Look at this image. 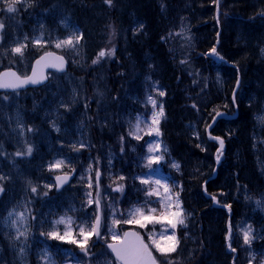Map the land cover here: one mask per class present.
Segmentation results:
<instances>
[{
  "label": "trees",
  "instance_id": "obj_1",
  "mask_svg": "<svg viewBox=\"0 0 264 264\" xmlns=\"http://www.w3.org/2000/svg\"><path fill=\"white\" fill-rule=\"evenodd\" d=\"M25 1L27 11L22 17L27 18L26 13L36 17L55 8L56 15L64 19V27L80 37L82 62L71 61L69 73L82 80L86 101L95 109L88 107L84 117L73 109L65 113L62 121L68 127L75 124L81 130L79 133L87 137L86 148L76 155L71 150L67 157L79 160L74 168L77 175L88 176L92 189L88 198L90 209L94 208L95 173L104 171L102 145H110L116 152L121 146L124 154L120 156L123 163L119 169L122 175L129 176L121 180V211L135 221L140 219L139 215L131 217L129 213L142 208L151 221L143 228L135 222L128 226L139 230L155 252L149 235L158 239L161 229L169 227L179 241L176 248L181 250L186 242L187 252L195 254L189 260L180 257L162 264H204L206 256L218 264H231L233 255L225 243L227 216L203 194V184L214 172L217 149V143L206 138L205 129L214 115L232 111L230 94L237 78L236 68L244 71L242 87L246 86L251 93L264 88V0H221L219 28L217 0H112L111 5L106 0ZM218 34V55L210 58ZM113 49L114 54H106L97 61L100 52ZM145 88L149 90L146 97L137 92H145ZM43 91L33 94L38 96ZM147 98L156 101V113L161 112L162 105L163 115H157V125L149 123L152 135L143 132L137 140L132 121L137 107ZM251 112L239 101V119L232 128L214 130L225 142V153L216 177L207 183L206 189L230 207L233 223L246 208L243 191L256 198L264 193V182L255 164L257 147L253 135L257 127ZM41 117L34 107L27 114L29 144H34L39 155L47 159ZM193 126H200L197 138L193 136ZM149 142L155 143L154 157H159L158 161L153 160L151 169L143 157ZM147 171L163 179L168 208L148 195L153 187L141 181ZM177 203L185 223L173 229L169 221L174 218H161V214L177 211ZM153 208L157 211L149 216ZM153 218L160 222L155 223ZM258 222L260 229L250 245L252 256L245 263L237 258V264H264V220L256 213L253 223Z\"/></svg>",
  "mask_w": 264,
  "mask_h": 264
},
{
  "label": "rangeland",
  "instance_id": "obj_2",
  "mask_svg": "<svg viewBox=\"0 0 264 264\" xmlns=\"http://www.w3.org/2000/svg\"><path fill=\"white\" fill-rule=\"evenodd\" d=\"M11 2L13 0H0V22L4 24L3 30H0V69L11 67L21 76H27L33 59L45 51L64 54L71 59L72 63L82 62L83 52L80 41L78 43L74 41L75 47L64 45L57 48L55 46L60 41L76 36L64 27V19L59 18V14L56 15L55 8L41 12L36 17L26 13L27 19L21 16L27 11L26 1L17 0L15 3L17 10L9 13L7 4ZM51 12L54 14H50ZM53 16L56 19H53ZM37 40L40 43H34ZM20 45H26L23 48V55L12 51ZM262 55L264 57V49ZM50 80L44 91L38 92V96L33 94V90L31 93L28 91L27 93L0 94V134L3 138L0 139V177H4L0 180V187L3 188V191H0V264H118L106 249L105 244L117 241L125 229L129 228V223H124V220L128 218L120 210V205L124 201V182L120 177L129 179V176L122 175V169H119L123 163L120 156L124 154L121 146L116 152L112 146L102 145L101 162L104 171L100 179V188L96 189L94 194V201H99L102 207L103 221L100 238L90 239L89 236L85 245L86 251L81 249L79 243H74L75 250L72 254L64 248L72 245L70 243L72 240H83L78 235L79 227L84 226L86 230L91 227L96 211L95 208L90 209L88 198L91 196L92 189L86 173L79 175L77 181L64 193L58 194L55 191L54 177L73 171L79 162L74 157L68 158V152L72 150L71 154L76 155L88 145L87 137L79 133L81 130L75 124L68 127L62 120L66 117L65 113L73 109L80 111L82 115L79 117H84L83 113L88 110V107L90 110L95 109V105H88L90 103L86 101L81 79L77 80L67 73L65 76L53 75ZM137 92L142 95L141 91ZM148 92L149 90L146 96ZM35 100L39 104H33ZM239 101L245 108L252 110L250 116L253 115L254 124L257 127L255 133H259L255 136L259 146L257 171L264 180V88L259 93H251L245 86L240 93ZM29 103L31 109H29ZM140 104L132 121L136 139L137 136L140 138L143 132H147L148 135L154 133L150 131L149 123L157 125V122H153V116L160 113H156L150 98ZM33 107L40 111L43 118L44 126L41 127V135L49 154L47 159L39 155L40 151L34 144H29L27 114L33 112ZM142 108H145L144 112ZM137 125H139V131H137ZM219 128L227 131L232 126L229 123H220ZM199 132L200 126L195 128L193 126L192 133L195 138L198 137ZM139 142L140 140L136 142L135 147ZM154 144L149 142L145 146L143 157L147 163H149V157H153ZM29 146L32 148L31 155L26 154ZM17 152L22 155H16ZM233 158L237 159L235 156ZM56 161H64V164L60 168L49 170V165ZM149 167L151 169V164ZM141 177V181H148L153 187L149 192L151 194L148 195L157 197L163 206L167 207L168 199L163 190L162 180L152 171H147L146 175ZM157 180L159 184L155 183ZM32 187H35L37 191L32 192ZM242 195L247 205L246 209L234 218V236L237 239L235 245L240 247L241 254L243 252L244 258H247L252 256L250 245L255 232L259 229V223L253 225V217L258 210L260 215L264 216V193L259 200L249 193ZM71 215L75 217L71 219L70 236L59 240L48 235L53 231L63 235L68 226L58 224L57 221L61 217L68 219ZM116 220L120 223H114ZM249 229V243H245L243 233ZM19 232H24L25 235L17 239ZM161 233L170 236L166 227L157 234L158 239ZM194 255L187 252L185 242L181 250L176 248V251L172 253L164 255L159 253L157 258L160 262H165L180 257L189 260ZM204 264H218V262H215L212 257H206Z\"/></svg>",
  "mask_w": 264,
  "mask_h": 264
},
{
  "label": "snow or ice",
  "instance_id": "obj_3",
  "mask_svg": "<svg viewBox=\"0 0 264 264\" xmlns=\"http://www.w3.org/2000/svg\"><path fill=\"white\" fill-rule=\"evenodd\" d=\"M17 2V0H13V2L8 3L7 4V12L12 13L15 12L17 9L15 7V3ZM106 3H108L109 5H111L112 0H106ZM4 28V24L2 22H0V30H3ZM80 40L79 36H74V37H69L66 40L60 41L58 43H56V47L57 48H61L64 45L70 46V47H75V43H78ZM34 43H40V41H34ZM26 47V45H20L15 47L14 49H12V51L14 53H18L20 55H23V48ZM213 53H215V48L212 49ZM111 55L114 54V49L109 51V52H100L99 56L97 57V61L101 58L104 57L105 55ZM54 54L51 52H48L45 54V57H51ZM218 55V53H217ZM45 57H41V60H44ZM55 59L58 61V63H54L51 66L54 68H57L58 70H63V65H64V60L63 57H55ZM222 59V58H221ZM97 61H93L94 63H96ZM40 63V60L37 61V64ZM8 76H12L15 77V81H7L5 80L3 77H8ZM36 76V71L35 69H33V74L31 77H26V78H20L19 76H17V74L15 72H5L2 74V76H0V88H18L21 87L25 84L28 83H38L39 81L37 79H34V77ZM160 95H164L163 92L160 93ZM6 98V97H5ZM150 102L153 104V106L155 107L156 105V101L155 100H151L150 98ZM219 114V113H218ZM157 115H163V107L161 105V112L159 114H154L153 116V122L156 123V117ZM57 131H59V129H57ZM137 131H139V125H137ZM157 134H159L158 129H157ZM137 139H139V136H137ZM213 139H219L218 137H213ZM220 147L221 149L223 148L224 142L223 140H220ZM149 151H152V148H149ZM32 152V148L29 146L27 148L26 154L27 155H31ZM16 155H22V153L17 152ZM159 160V157H149V165L153 162V160ZM217 160H219V155L217 156ZM64 164V161H56L52 164L49 165V170H53V169H57L62 167V165ZM175 167H179L178 165H174ZM4 177H0V180H3ZM64 179L66 178H62L60 176L56 177L57 182L62 183L64 181ZM99 179V173H97V180ZM120 179H123V177H120ZM143 183H148V181H142ZM156 184H159L160 182L157 180L155 181ZM91 186V185H89ZM0 191H3V188L0 187ZM32 192H36L37 189L35 187L31 188ZM47 193H45L46 195ZM151 194V193H149ZM90 195V194H89ZM214 198V197H213ZM89 203H91V201H89ZM171 207V204H169V209ZM177 207V211H165L164 213L161 214V218H163V216H168L170 215L171 217L174 218V220L169 221V223L171 224V227L173 229L176 228L177 224H184L185 223V218L183 217V212L182 209L179 206V203H177L176 205ZM157 209L153 208L150 210L149 216H151L152 213H156ZM11 215V213H10ZM23 215V214H21ZM129 215L131 217H135L136 215H139L140 219H137L135 221H133L132 219H126L124 220L125 224L128 223H138L140 224V227H145L146 226V222H151L148 220V217H145V213L144 210L142 208H136L134 209L132 212L129 213ZM155 223H159L160 220L159 219H154ZM145 221V222H142ZM58 224H65L67 225V229L64 232L63 235H60L59 233L53 231V232H49L48 235L50 237H53L55 239H59V240H63L66 237L71 235V218L65 219L64 217H61V219L59 221H57ZM114 223L119 224L120 221L116 220L114 221ZM99 224H100V219L97 216L96 217V221L95 224L92 225L91 227H89L87 230L84 226H80L79 227V233L78 235L80 237L83 238L82 241H77V240H73L72 243H79L80 247L82 250H85V245L87 243V240L89 238V236H91L93 233L96 234L97 236H99ZM186 226V225H185ZM25 235L24 232H19L17 239H19L20 236ZM134 236L136 238L135 243H124L121 244L120 246H116V245H109L110 248H112L113 252H115L117 258L122 262V264H157V260L156 257L153 255L152 253V249H150L149 245L144 243L143 239L139 236L138 233H124L125 237L128 236ZM249 235H250V229L248 231H244L243 233V238H244V242L245 243H249ZM115 239V237H114ZM149 239L151 240L152 245L154 246L155 250L157 252H159L161 255L164 254H168V253H172L176 251V247L179 243L178 240L175 239V233L173 232V234L171 236H167L164 233L160 234V238L156 239L154 235L150 234L149 235ZM229 247H231V245H229ZM232 251H235V249H232Z\"/></svg>",
  "mask_w": 264,
  "mask_h": 264
},
{
  "label": "water",
  "instance_id": "obj_4",
  "mask_svg": "<svg viewBox=\"0 0 264 264\" xmlns=\"http://www.w3.org/2000/svg\"><path fill=\"white\" fill-rule=\"evenodd\" d=\"M219 3H220V0H218L217 2V14H216V20L218 22V26H219ZM216 52V50H215ZM53 53V52H51ZM46 54V53H45ZM45 54L41 55L40 57H38L32 64V67H31V71L29 73L28 76L26 77H31L32 74H33V69H35L36 71V76L34 77V79H37L39 82L38 83H28V84H25L21 87H18V88H0V92H6V93H15V92H22V91H27L29 89H39L43 86H45L47 83H48V74L49 73H58V74H64L66 73L67 71V63H66V60L63 58L64 60V65H63V70H58L57 68H54L52 67L51 65L54 64V63H58V61L55 59V57H62L56 53H53L54 55L51 56V57H45ZM214 53H212L213 55ZM41 57H45L44 60H41ZM40 60V63L37 64V61ZM5 72H15L17 74V76H19L20 78H26V77H22L20 76L16 71L12 70V69H9V70H4L0 73V76H2L3 73ZM5 80L7 81H15V77H12V76H8V77H3ZM240 79H238L237 81V84L235 86V89H234V92L232 94V103L235 107V115H227V114H224V113H221V114H218L217 116H215V118L213 119L212 123L210 124V126L207 128V136L209 139H211L212 141H217L219 143V149L215 155V157H217L219 151H221V147H220V140L221 139H213V136H211L210 132L212 130V128L217 124L218 121L220 120H225V121H233L235 119H237L238 117V109H237V106H236V102H235V98H236V94L240 88ZM220 159L221 157L219 158V160L216 161L217 163V166L219 165V162H220ZM99 175H100V172H98ZM62 178H66L64 179V181L62 183H59L57 182L56 178L54 179V182H55V185H56V188H57V191L60 192L62 189H64L66 186H68L73 178H74V174H71V175H58ZM204 194L206 195L207 198H211L207 193H206V190L204 189ZM213 200V203H214V206L216 208H220V209H223L227 215L229 216V219H228V223H227V228H228V235H227V241L229 240V237H230V233H231V228H230V224H231V219H230V209L227 207V206H224V205H221L219 204L218 200L216 199H212ZM100 219V224H99V229H100V226H101V212H100V206L98 204V215H97ZM127 233H137L135 231H126ZM95 236H97L95 234ZM135 240L136 238L134 236H128V237H125L123 236L122 240L118 243H115V244H109V245H116V246H120L121 244H124V243H135ZM109 245H107V248L111 251L112 255L114 256V258L116 259L117 262H119L120 264H122V262L117 258L115 252H113L112 248L109 247Z\"/></svg>",
  "mask_w": 264,
  "mask_h": 264
},
{
  "label": "bare ground",
  "instance_id": "obj_5",
  "mask_svg": "<svg viewBox=\"0 0 264 264\" xmlns=\"http://www.w3.org/2000/svg\"><path fill=\"white\" fill-rule=\"evenodd\" d=\"M53 19H54V18H53ZM230 65L233 66V64H231V63H230ZM236 70H237V72L240 74L241 79H242V81H243V76H242V74L244 75V71H240L238 68H236Z\"/></svg>",
  "mask_w": 264,
  "mask_h": 264
}]
</instances>
